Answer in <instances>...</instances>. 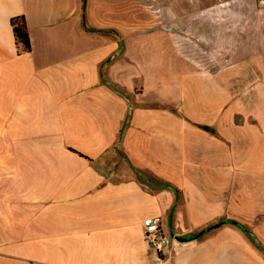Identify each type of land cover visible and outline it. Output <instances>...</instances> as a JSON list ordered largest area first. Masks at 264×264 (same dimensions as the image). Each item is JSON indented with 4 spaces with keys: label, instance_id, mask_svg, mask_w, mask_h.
Wrapping results in <instances>:
<instances>
[{
    "label": "crops",
    "instance_id": "obj_1",
    "mask_svg": "<svg viewBox=\"0 0 264 264\" xmlns=\"http://www.w3.org/2000/svg\"><path fill=\"white\" fill-rule=\"evenodd\" d=\"M160 2L0 0V264H264V7Z\"/></svg>",
    "mask_w": 264,
    "mask_h": 264
},
{
    "label": "built area",
    "instance_id": "obj_2",
    "mask_svg": "<svg viewBox=\"0 0 264 264\" xmlns=\"http://www.w3.org/2000/svg\"><path fill=\"white\" fill-rule=\"evenodd\" d=\"M258 4L264 7V0H258ZM161 223L160 215L147 216L142 220L144 239L158 253L168 249L171 241L170 235L163 231Z\"/></svg>",
    "mask_w": 264,
    "mask_h": 264
},
{
    "label": "trees",
    "instance_id": "obj_3",
    "mask_svg": "<svg viewBox=\"0 0 264 264\" xmlns=\"http://www.w3.org/2000/svg\"><path fill=\"white\" fill-rule=\"evenodd\" d=\"M84 23V20H83ZM85 24V23H84ZM10 25L12 26V31L14 34V43L17 49L18 54L26 53L30 51V39L27 31V26L25 22V18L23 14L14 15L10 18ZM89 30L93 31H111L109 29H96V28H89ZM170 186V185H168ZM176 189V188H175ZM237 223V222H235ZM219 224L215 223L212 226H217ZM240 227H242L244 230L246 228L242 226L241 224H238ZM250 234V231H248Z\"/></svg>",
    "mask_w": 264,
    "mask_h": 264
},
{
    "label": "rangeland",
    "instance_id": "obj_4",
    "mask_svg": "<svg viewBox=\"0 0 264 264\" xmlns=\"http://www.w3.org/2000/svg\"><path fill=\"white\" fill-rule=\"evenodd\" d=\"M209 0H206L205 3H207ZM255 4L257 6L258 5V0H254ZM133 5L132 6H136L138 14L141 16V19L143 21L147 20L148 18H146V10H148V8H153V11L155 14L158 15V12L160 11V0H133ZM152 5V6H151ZM152 25H158L159 24V18L154 17V19H152L151 21Z\"/></svg>",
    "mask_w": 264,
    "mask_h": 264
},
{
    "label": "water",
    "instance_id": "obj_5",
    "mask_svg": "<svg viewBox=\"0 0 264 264\" xmlns=\"http://www.w3.org/2000/svg\"><path fill=\"white\" fill-rule=\"evenodd\" d=\"M201 232H199V234H200ZM176 238H178V236H176Z\"/></svg>",
    "mask_w": 264,
    "mask_h": 264
}]
</instances>
